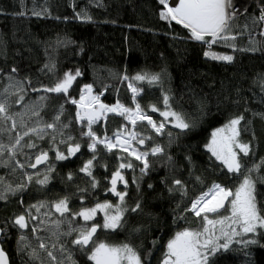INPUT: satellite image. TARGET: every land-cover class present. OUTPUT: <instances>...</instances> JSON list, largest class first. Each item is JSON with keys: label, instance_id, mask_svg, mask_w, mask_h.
<instances>
[{"label": "trees", "instance_id": "obj_1", "mask_svg": "<svg viewBox=\"0 0 264 264\" xmlns=\"http://www.w3.org/2000/svg\"><path fill=\"white\" fill-rule=\"evenodd\" d=\"M163 10L159 0H23V3L0 0V90L8 75L15 76L23 85L24 100L37 101L40 105L38 125L46 127L54 123L55 129L73 136L72 145H81L74 157L57 160V151L67 156L70 145L62 143L51 131L39 139L17 126L23 135L18 150L22 148L31 155L48 153L50 158L45 166L52 170L22 180L19 185L24 187L18 189L19 185L14 187L13 183V160L0 168V193L5 196L0 199L2 246L11 264H46L29 257L20 245V234L33 238L31 226L21 229L14 223L16 217L26 216L30 211L32 222L38 224L35 216L39 218L36 214L39 205L50 208L39 226L42 227L39 234H53L54 241L61 240L67 246V256L61 264H94L87 255L90 245L87 251H82L72 243L77 233L66 234L71 231L68 224H79L80 219H74V214L84 208L106 201L120 202L110 191L111 176L120 163L129 161L133 168L121 170L127 187L117 183V191L127 193L122 226L115 230L100 227L93 241L128 244L137 250L143 264H161L167 243L176 232L201 228L202 217L191 211L192 202L214 183L235 190L242 182L241 173H228L208 151L211 133L231 119L243 116L240 140L252 150L247 157L241 154L244 167L253 168L264 160V20L260 19L256 4L253 2L245 12L230 20L228 35L235 36L234 40L211 46L192 39L182 25L162 20L159 13ZM34 11L42 14L34 15ZM80 13H87L91 20L79 16ZM210 49L231 55L233 60H213L205 56ZM77 70L81 75L67 95L44 90L54 86L65 73L75 74ZM138 73L159 74L160 80L132 81L131 77ZM125 75L129 80L123 79ZM130 82L142 89L136 102L154 121L163 120L159 111L165 110L163 97L167 94L172 110L182 113L194 125L181 130L167 123L163 132L157 134L147 121L133 126L113 113L92 125L101 139L133 126L145 138L141 150L149 152L150 168L143 175L141 161L119 148L109 152L100 144L95 153L90 151L87 145L91 141L82 135L87 132V122L79 123L78 107L71 103V99L79 100L85 84H91L103 104L112 106L119 101L135 108L128 88ZM152 105L159 111L153 112ZM8 113L11 115L10 110ZM58 115L60 119L56 121ZM15 134L16 130L11 135L0 133V136L12 146ZM29 144L33 147H28ZM156 145L164 152L153 156L150 149ZM17 158L23 163L21 154ZM90 159H93L92 176L80 171ZM29 165L25 168L33 173L42 169L31 171ZM45 175L47 183H37ZM253 176H264V166ZM93 180L97 182L95 188ZM177 180L181 182L179 185L175 183ZM8 186L12 190H6ZM65 198L68 213L61 215L52 210L55 203ZM257 202L264 210V184H257ZM137 204L139 209L132 211ZM228 214L221 210L219 215ZM210 218L219 217L210 214ZM101 221L99 215L89 226L101 225ZM244 239L258 243H233L228 250L222 249L212 256V264H264V235L258 231ZM55 249L56 255L63 253L61 245H55Z\"/></svg>", "mask_w": 264, "mask_h": 264}, {"label": "snow or ice", "instance_id": "obj_2", "mask_svg": "<svg viewBox=\"0 0 264 264\" xmlns=\"http://www.w3.org/2000/svg\"><path fill=\"white\" fill-rule=\"evenodd\" d=\"M21 3H23V0H21ZM159 3L164 9L159 13L160 18L182 25L183 28L189 30L191 38L196 41H201L211 46L219 41L229 43V41L235 39V36L228 35L230 31L229 22L234 16V11H230L235 9L233 0H178L174 5L170 3V0H159ZM20 14L23 15V13ZM33 14L39 16L42 13L34 11ZM78 15L91 20V17L87 13H80ZM260 19L264 20V11L261 12ZM229 46L235 48L234 44H229ZM205 56H209L213 60L227 62L233 60V56L217 54L211 51V49L205 52ZM80 75L79 70L75 74L71 72L65 73L64 77L56 82L54 86L46 87L44 90L46 92L67 95L73 82ZM123 79L129 80V77L125 75ZM131 80H147L148 83H156L159 82L160 76L159 74L148 76L147 74L138 73L131 77ZM128 88L132 92V99L135 103L134 109L121 104L119 101L112 106L101 103L100 96L93 95V86L91 84H85L81 90L79 100L71 99V103L77 105L79 109L76 113L77 120L87 121L88 131L82 133V135L87 136L91 141L87 145L89 150L95 153L97 146L100 144L104 145L109 152L114 148H120L123 152L128 153L129 156L134 157L135 160L141 161L143 167L140 168V172L143 175L150 168V163L147 159L149 152H141L132 146V141L137 140L138 133L132 132L127 137H124L123 133L118 131L114 133L115 140L113 141L112 138L107 136L101 139L92 129L93 124L102 119H106L108 113H113L124 117L133 126L138 122L147 121V124L157 134L163 132L165 123H157L154 121L150 115L145 113L141 105L136 102V97L141 93L142 89L136 87L131 82L128 84ZM41 99L43 100L44 97H41ZM169 100L170 97L165 94L163 97L165 110L159 111L155 105L151 106V110L153 112L159 111L160 116L164 117L165 121L171 117L175 128L181 130L191 129L194 125L189 123L182 113L172 110ZM6 112L7 107L5 103H0V114ZM2 118L10 119L7 116H3ZM59 119V115L55 117L56 121H59ZM243 119V116L235 117L224 127L213 131L211 133V139L207 144L208 151L216 160L223 164L228 173H241L243 175L242 182L239 183L235 190L214 183L206 192L202 193L192 202L191 211L197 217H202L203 224L199 230L184 229L176 232L175 236L167 243V250L161 264H212L211 257L222 249L228 250L233 243L243 245L258 243L257 240L244 239L247 234L260 231L261 235H264V231H262L264 230V210L258 207L257 202V184H264V176H253L254 172L259 171L261 166H264V160L261 161L260 165L245 169L241 154L247 157L252 150L248 143L240 140L241 129L239 126ZM46 127L54 128L55 124L50 123ZM31 131L35 132L36 129H32ZM24 135H28V133L25 132ZM168 135L170 138L172 137L171 132ZM21 139L22 137L18 136L16 138V144H19ZM68 139L71 140L72 137ZM138 143L143 145L145 139L139 138ZM5 147V145L0 144V151ZM28 147H33V145L29 144ZM14 148L15 146H13V150ZM80 148L81 145L79 143L70 145L67 148L68 155L66 156L64 153L57 151L56 159L65 160L69 156H74L80 151ZM150 152L155 156L162 154L164 149L160 145H156L150 149ZM47 159L48 154L43 152L35 158V163L30 166L35 168L37 164L44 163ZM93 159H95V156H93ZM93 159L88 160L80 169L81 172L88 176H92ZM125 168H133L132 162L120 163L117 170L112 173L110 181V191L119 198L120 204L114 206L108 202L97 203L95 207L84 208L74 214L82 217L87 222L93 220L98 211L104 213V223L102 226L100 224H92L91 226L73 228L67 233L68 235L71 232L77 233L72 243L80 246L82 251H87L88 246L95 243L93 237L97 233L98 228L103 227L104 229L115 230L122 226L124 212L127 211V208L123 206L127 193L117 191V183L121 182L127 187L128 182L125 180L121 171ZM51 170L49 168V171ZM31 179L32 177L29 176V180ZM69 179H71V175H69ZM47 181L48 176L45 175L44 179L37 180V183L45 184ZM133 182H135V178ZM96 183L93 180V188L96 187ZM175 183L179 185L181 182L177 180ZM23 187V185H19L18 189H22ZM6 190H12L11 186H8ZM4 198L3 193H0V199ZM226 205L228 206L227 208ZM54 207L61 215L69 212L67 198L59 200L55 203ZM114 207L115 211L113 212ZM139 207L140 205L137 204L132 211H136ZM221 210H226L230 214L220 216ZM210 214L216 215L219 218H210ZM14 223L21 229L28 227L24 215L16 217ZM218 225L219 228H217ZM24 239L25 237L21 236V240L23 241ZM39 247L46 250L44 243H41ZM47 255L52 257L53 253L48 251ZM31 256L32 258H36L37 253L35 250H33ZM88 259L93 261L94 264H143L142 257L138 254L137 250L128 244L117 247L103 242L95 243V246L90 250ZM0 264H8V257L2 248H0Z\"/></svg>", "mask_w": 264, "mask_h": 264}, {"label": "rangeland", "instance_id": "obj_3", "mask_svg": "<svg viewBox=\"0 0 264 264\" xmlns=\"http://www.w3.org/2000/svg\"><path fill=\"white\" fill-rule=\"evenodd\" d=\"M236 1L237 0H233L234 5L236 4ZM253 2L256 4V6H257L258 10H260V12L264 11V0H247L246 7L238 13L234 12L233 17L240 15L243 12H245ZM22 91H23V85H22L21 81L18 80L15 76H11V75L7 76V79L5 81L3 88L0 90V103H5V105L7 107V112L4 114H0V133L2 135L3 134L4 135H11L12 132L14 130H16V134L13 138L14 144L12 146H10L9 143H7L6 141H3L4 139L2 138V136H0V144L6 146L2 151H0V168H2V166L4 165L5 162H12V160H13L14 167L12 169V172H13L12 177H13L14 187L19 185V183L22 180L23 181L25 179L29 180V176L32 177L33 174H39V175L45 174L49 171V168H51V167L47 168L45 166L40 171H37L34 173L28 171V169L25 168V165H29L31 163L32 159L39 153H34L31 155V152L29 153L26 150L24 151V150H22V148L18 150V148L21 147L20 143H21L22 139L20 140L19 144H16V138L18 136L23 138V135H22V131L17 130V126H20V128L22 130L23 129L27 130L29 134L36 135L39 139L46 137L48 135V132L51 131L52 135L55 137H58L62 143H67L68 146L73 144V143H71V141H73V136L65 134L62 129H60V128L59 129L47 128V127L38 125V123H39L38 115H39V111H40V105L37 101H30V102L27 101L26 102L24 100V97L21 95ZM93 95H96V94L93 92ZM9 110L11 112V115L8 113ZM108 114H110V113H108ZM3 116L10 117V119H3L2 118ZM162 119L163 120H161L160 122L173 125L171 117H169L167 121L164 120V117H162ZM78 121H79V123L87 122L86 120H84V121L78 120ZM160 122H157V123H160ZM97 123H95V124H97ZM224 126H221L219 128H222ZM32 129H36V131L33 132V131H31ZM87 131H88V129H87ZM120 132L123 133L124 137H127L130 133L135 132V130L133 129V126H132L131 128H124ZM69 137H72V139L69 140L68 139ZM110 138H112L113 141L115 140L114 136H112ZM139 138H143V137L141 135H138L137 140L132 141V146L135 147L137 150L143 152V150H141L140 144L138 143ZM13 146H15L14 150H13ZM16 150H18L17 153H16ZM17 154L22 155V158H23L22 161H23V163H25V165L23 163H21L20 160H18ZM102 203H104V202H102ZM108 203H111L114 206L117 204H120V202H108ZM49 209L50 208L48 206H45V205H43V206L39 205L36 208V210H37L36 214L38 213L39 218H37L35 216V220L38 221V224H35L32 222L31 212L30 211L27 212V214L25 216V217H27L26 221H27L28 225L31 226L32 231H33V229H35V231H33V238L32 239L25 237V239L23 241L21 240V236L24 237V235L20 234L19 235L20 245H21L22 249L27 253V255H29V257H32L31 253L33 252V250H35V252L37 253V256L34 259L37 260L38 262H41V263L46 262V264L47 263H49V264H61V261L62 260L65 261L66 256H67L68 249H66L67 248L66 244L61 240L60 241L58 240L57 242L54 241V239L52 238L53 234H49V233H46L43 235L39 234V228H40L39 226H42L41 225L42 221L44 222L46 220L47 213H49ZM52 210L57 212L55 210L54 206H53ZM112 211L113 212L115 211V207L113 208ZM57 213H59V212H57ZM99 215H101V217H102V221H101V226H102L104 223V213L98 211L95 218L93 220L87 221V222L84 221L82 217L76 215L74 217V219H80V223L79 224H73V222H72L71 224H68V229H72L75 226H78V228L84 227V226H89V224L93 223L99 217ZM101 228L104 229L103 227H101ZM217 228H219V225L217 226ZM6 229H7V227H6ZM104 230H110V229H104ZM217 234H218V232H217ZM60 238L63 239L64 237H60ZM100 242L106 243V244L111 245V246H117V247L121 246V245L109 244L105 241H96L95 243H100ZM41 243H44L46 245V250L39 247V245ZM95 243L90 244L87 255H90V250L92 247L95 246ZM25 245H27V246H25ZM55 245H61L63 253H61V254L59 253L58 255H56L55 254L56 253L55 252L56 251ZM48 251H51L53 253L52 257H49L47 255ZM71 254H69L70 257H72ZM66 262H68V261L66 260Z\"/></svg>", "mask_w": 264, "mask_h": 264}, {"label": "water", "instance_id": "obj_4", "mask_svg": "<svg viewBox=\"0 0 264 264\" xmlns=\"http://www.w3.org/2000/svg\"><path fill=\"white\" fill-rule=\"evenodd\" d=\"M56 94H59V93H56ZM140 145H141V144H140ZM47 154H48V153H47ZM38 155H40V154H38ZM38 155H36V157H37ZM75 155H76V154H75ZM75 155H74V156H75ZM74 156H72V157H74ZM36 157H35V158H36ZM35 158H34L33 162H32L30 165H32V164L35 163ZM49 158H50V156H49V154H48V159H47V161L44 162V163H41V164H37L35 168H33V167H31V166L29 165V170H31V171H37L38 169L43 168V167L48 163ZM98 232H99V228H98V230H97V233H96L95 236L93 237V240H94V238L96 237V235L98 234ZM2 234H3V230H2V228L0 227V248H2V249L4 250V248H3V246H2ZM4 252L6 253V255H7V257H8V264H11V262H10V257H9V255H8V253H7L5 250H4Z\"/></svg>", "mask_w": 264, "mask_h": 264}, {"label": "bare ground", "instance_id": "obj_5", "mask_svg": "<svg viewBox=\"0 0 264 264\" xmlns=\"http://www.w3.org/2000/svg\"><path fill=\"white\" fill-rule=\"evenodd\" d=\"M177 2H178V0H170V3L172 5H174ZM246 2H247V0H237L236 4H235V9L234 10H230V11H234L235 13H238V12L242 11L247 5Z\"/></svg>", "mask_w": 264, "mask_h": 264}]
</instances>
